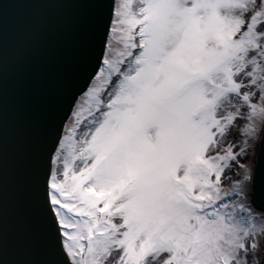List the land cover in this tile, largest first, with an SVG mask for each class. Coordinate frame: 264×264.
<instances>
[{
  "label": "snow or ice",
  "instance_id": "snow-or-ice-1",
  "mask_svg": "<svg viewBox=\"0 0 264 264\" xmlns=\"http://www.w3.org/2000/svg\"><path fill=\"white\" fill-rule=\"evenodd\" d=\"M64 2L82 82L26 161L23 259L0 68V264H264V0Z\"/></svg>",
  "mask_w": 264,
  "mask_h": 264
},
{
  "label": "water",
  "instance_id": "water-1",
  "mask_svg": "<svg viewBox=\"0 0 264 264\" xmlns=\"http://www.w3.org/2000/svg\"><path fill=\"white\" fill-rule=\"evenodd\" d=\"M85 22V13L64 0H7L0 19L7 240L14 259L26 258L30 251L25 164L40 136L51 132L54 125L47 124L66 111L72 87L82 82Z\"/></svg>",
  "mask_w": 264,
  "mask_h": 264
},
{
  "label": "rangeland",
  "instance_id": "rangeland-1",
  "mask_svg": "<svg viewBox=\"0 0 264 264\" xmlns=\"http://www.w3.org/2000/svg\"><path fill=\"white\" fill-rule=\"evenodd\" d=\"M234 133H236V135L240 136V132H239V130H238V129H235V130H234ZM232 136H234V134H233V133H232Z\"/></svg>",
  "mask_w": 264,
  "mask_h": 264
}]
</instances>
